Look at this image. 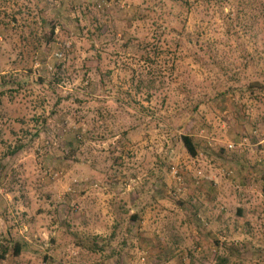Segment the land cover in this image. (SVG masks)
<instances>
[{"label":"rangeland","instance_id":"rangeland-1","mask_svg":"<svg viewBox=\"0 0 264 264\" xmlns=\"http://www.w3.org/2000/svg\"><path fill=\"white\" fill-rule=\"evenodd\" d=\"M0 241L24 244L0 264H264V0H0Z\"/></svg>","mask_w":264,"mask_h":264},{"label":"trees","instance_id":"trees-1","mask_svg":"<svg viewBox=\"0 0 264 264\" xmlns=\"http://www.w3.org/2000/svg\"><path fill=\"white\" fill-rule=\"evenodd\" d=\"M187 5V4H183ZM176 7L177 5L173 4L172 7ZM182 6V7H183ZM175 19L176 17H172L171 22L166 26L167 28H172V26L175 25ZM162 27V26H160ZM165 27V29H166ZM56 29H57V25H55L53 22H49V23H45L43 24V37L40 40V44L44 43V46L49 47L55 40V34H56ZM165 34H162L161 37L157 36L156 40H158L159 42L161 40H163L164 36H167V38H171V44H175L177 48L183 49V48H187L190 49L191 54L194 56V59L197 62H201V57L198 56L199 53H201V50L203 47H201V43L197 42L193 40V37H190L188 34H186L184 32V30L180 33H175L174 31H169L167 32V30H165L164 32ZM158 46V42H156L155 47L157 48ZM154 45H146L141 47L140 51L141 54L145 57L143 60L144 61H150L153 58H158L159 57V53H157L155 50H153ZM195 52V54H194ZM205 59V58H204ZM211 59H213V57H211ZM206 61V60H205ZM47 120H44V122H46ZM39 132L36 134L38 135ZM179 141L181 142V144L183 145V147L185 148V150L187 151V153L190 155V157L195 158L197 157V155L199 154V149L198 146L195 142V140L193 139L192 136L189 135H183L180 136ZM19 150V148H18ZM133 218H135V215L132 216V220H134ZM0 243H2L0 241ZM10 245L12 247V254L14 256H20L23 248H24V244L22 242L19 241H13V242H8V245L6 246H1L0 247H4L3 254H0V259H4L8 253V250L10 249Z\"/></svg>","mask_w":264,"mask_h":264},{"label":"crops","instance_id":"crops-1","mask_svg":"<svg viewBox=\"0 0 264 264\" xmlns=\"http://www.w3.org/2000/svg\"><path fill=\"white\" fill-rule=\"evenodd\" d=\"M241 170H240V173H246V176L247 177H250V173H249V170H248V166L244 165V166H238ZM207 191H204L203 195L205 197H207L208 194H205ZM202 196V195H201ZM216 196V194H215ZM241 212V211H240Z\"/></svg>","mask_w":264,"mask_h":264},{"label":"built area","instance_id":"built-area-1","mask_svg":"<svg viewBox=\"0 0 264 264\" xmlns=\"http://www.w3.org/2000/svg\"><path fill=\"white\" fill-rule=\"evenodd\" d=\"M229 149H236V146L229 145ZM173 174H174L175 176H177V175H178V173H177V172H174Z\"/></svg>","mask_w":264,"mask_h":264}]
</instances>
